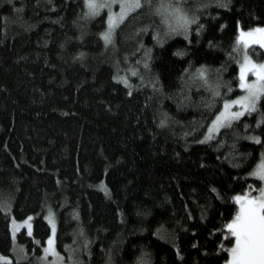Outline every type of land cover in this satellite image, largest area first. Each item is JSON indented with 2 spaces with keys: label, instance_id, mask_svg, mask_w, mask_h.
I'll use <instances>...</instances> for the list:
<instances>
[{
  "label": "trees",
  "instance_id": "16d2710c",
  "mask_svg": "<svg viewBox=\"0 0 264 264\" xmlns=\"http://www.w3.org/2000/svg\"><path fill=\"white\" fill-rule=\"evenodd\" d=\"M156 3L132 8L106 44L108 8L88 16L85 0H0V253L26 254L0 264L49 263L48 217L64 264L228 259L232 197L262 184L248 173L264 154V99L215 135L209 127L243 94L237 36L264 26V0H182L197 17L187 35L170 31ZM248 52L264 60V46ZM29 216L31 235L16 242L11 220Z\"/></svg>",
  "mask_w": 264,
  "mask_h": 264
},
{
  "label": "snow or ice",
  "instance_id": "6c2138e0",
  "mask_svg": "<svg viewBox=\"0 0 264 264\" xmlns=\"http://www.w3.org/2000/svg\"><path fill=\"white\" fill-rule=\"evenodd\" d=\"M114 2L116 0H85L86 15L88 16L98 14L102 8L110 10L108 27L100 33L106 44L112 42L114 28L118 20L123 18L132 8H139L145 3L150 7L152 6V0H119L120 12L113 14L111 7ZM200 6L202 7L203 5ZM224 6L226 7L227 5ZM155 11L171 26V32L182 29L185 35L189 32V25L197 19L194 14L189 16L182 0H177V2H174V0H157ZM200 27L203 26L201 25ZM155 37L158 42H162L159 33H156ZM237 41L243 51L242 60H238L240 71L237 86L243 90V94L236 96L234 99H225L223 101V108L216 114L215 119L212 121V126L209 127V132L219 130L224 125L232 124L233 121L239 120L246 112L251 113L259 110V104L264 99V60L257 61L248 52L249 45L253 43L264 46V26L246 30L241 29L237 36ZM178 54L183 55L184 53L179 51ZM148 59H150L148 51H145V59L143 61L145 68L148 67ZM129 70L133 75L137 74L135 68ZM249 73L255 78L249 79ZM196 74L201 78H205V83H208L203 67L198 69ZM113 79L122 80L125 84H129L127 77L114 76ZM141 79L143 80L144 78L141 77ZM211 87L214 96L221 95L218 91V83L212 84ZM233 105H238L239 107L233 110ZM160 123L161 125L166 124L167 119L162 118ZM257 123H264V112L261 113V119ZM248 139L257 142L261 140L259 136L255 135L249 136ZM262 157H264V154H262ZM248 175L258 176L261 180H264V159ZM232 199L236 202L238 208L231 219L223 225L227 229L225 236L229 238L228 244H230V247L227 248L228 259L224 264H264V186L259 188L254 195L250 193V190H246L242 194H234ZM3 206L6 207V204ZM29 221H31V216L26 221H22V223L28 224L29 235H31L32 226L28 223ZM49 223L52 225V235L48 236L47 245L43 248V252L46 255L50 253L55 257L52 264H64L63 256L55 247L56 224L52 220ZM13 235H15V232ZM17 257L26 258L23 246L17 250ZM9 259L11 258L0 256V260L8 261ZM40 259H45V257H40ZM73 264H80V262L74 259Z\"/></svg>",
  "mask_w": 264,
  "mask_h": 264
},
{
  "label": "rangeland",
  "instance_id": "374dc122",
  "mask_svg": "<svg viewBox=\"0 0 264 264\" xmlns=\"http://www.w3.org/2000/svg\"><path fill=\"white\" fill-rule=\"evenodd\" d=\"M248 78H249V79H254L255 77H254L251 73H249V74H248ZM238 107H239L238 105H233V106H232L233 110H236ZM224 126H225V125H224ZM224 126L220 127L219 130H220L221 128H223ZM219 130H213V131H211L210 133H211L212 135H215L217 132H219ZM262 159H264V157H263ZM259 163H260V162H259ZM256 177H257L258 179H260L258 176H256ZM260 180H261V179H260ZM261 183H262V184H261V187L264 186V180H261ZM253 195H254V194H253ZM26 220H27V219L22 220V221H26ZM47 220H48V222H49L50 220H52V221H54L55 224H56V221H55V219H54L53 217H48ZM22 221H18V220H15V219H12V220H11V229H12V233L15 232V235H13V237H14V240H15L16 242H17V235H18V233H20L22 230L25 229V230L29 233V231H28V224H27V223H22ZM28 223L31 224V226H32L31 231H32V229H33L32 218H31V221H29ZM50 226H51V229H52V225H51V224H50ZM56 229H57V225H56ZM50 235H52V231H51V234H50ZM54 239H55V247H56V233H55V237H54ZM46 245H47V242H46ZM56 249H57V248H56ZM12 255H13V257H11L10 255H4V254H1V253H0V256H7V257H10V258H11V259H9L8 261L0 260V262H9V261L15 259L14 257L17 256V249L12 253ZM46 257L50 260V262H49V263H46V264H52V261L55 260V257H53L50 253L47 254Z\"/></svg>",
  "mask_w": 264,
  "mask_h": 264
}]
</instances>
